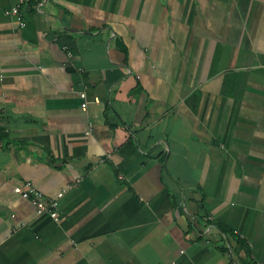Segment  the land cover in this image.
<instances>
[{
	"label": "crops",
	"instance_id": "crops-1",
	"mask_svg": "<svg viewBox=\"0 0 264 264\" xmlns=\"http://www.w3.org/2000/svg\"><path fill=\"white\" fill-rule=\"evenodd\" d=\"M0 129V264L264 259V0H0Z\"/></svg>",
	"mask_w": 264,
	"mask_h": 264
},
{
	"label": "built area",
	"instance_id": "built-area-1",
	"mask_svg": "<svg viewBox=\"0 0 264 264\" xmlns=\"http://www.w3.org/2000/svg\"><path fill=\"white\" fill-rule=\"evenodd\" d=\"M9 14L13 15H19L20 10L18 7H13L9 11H7ZM82 97L86 99V94L82 93ZM88 105V101L84 100L82 103L83 108H86ZM120 178H122V175H120ZM15 192L19 195H21L23 198L30 200L37 209V213L39 214H48L55 220L60 219V213H59V199L64 195V192H60L58 194V197L56 198H50L47 197V195L44 193V191L40 190L38 187L34 185L31 181H26L23 184H19L15 186ZM228 253L230 257H234V249L231 246V244H228ZM165 264H175V262L172 263H165ZM260 264H264V259L261 261Z\"/></svg>",
	"mask_w": 264,
	"mask_h": 264
},
{
	"label": "trees",
	"instance_id": "trees-1",
	"mask_svg": "<svg viewBox=\"0 0 264 264\" xmlns=\"http://www.w3.org/2000/svg\"><path fill=\"white\" fill-rule=\"evenodd\" d=\"M7 135L4 133L2 129H0V141L6 139Z\"/></svg>",
	"mask_w": 264,
	"mask_h": 264
}]
</instances>
